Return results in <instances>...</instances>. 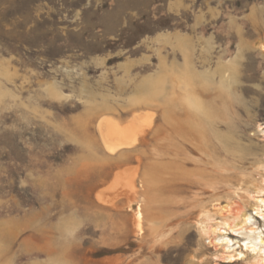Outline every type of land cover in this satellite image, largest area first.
I'll return each mask as SVG.
<instances>
[{"label":"rangeland","instance_id":"1","mask_svg":"<svg viewBox=\"0 0 264 264\" xmlns=\"http://www.w3.org/2000/svg\"><path fill=\"white\" fill-rule=\"evenodd\" d=\"M162 81L211 111L182 168ZM263 177L264 0H0V264H226L202 210L253 214Z\"/></svg>","mask_w":264,"mask_h":264},{"label":"bare ground","instance_id":"2","mask_svg":"<svg viewBox=\"0 0 264 264\" xmlns=\"http://www.w3.org/2000/svg\"><path fill=\"white\" fill-rule=\"evenodd\" d=\"M165 85H166V81H162L160 96L161 95L163 96L162 104L163 107L165 108L164 116L168 117V115L173 111H176V109L180 105H181L180 108H183V110L185 111L184 114L185 119L183 120H181V118L180 120L176 119L174 122H172L171 120L172 122L171 125L173 127L171 126L172 134H170L171 137H169L171 138V141L174 142V147H175V149L172 151L174 157V162H172V164L176 162L175 164L178 165L180 168H182L187 166L189 154H201V155L206 154L205 152L207 151L206 150L207 148L204 147L207 146L206 145L207 141H205V139L207 137L208 120L211 111L209 112L207 108L208 106L205 107V105L201 103L198 100V98L193 95L194 93L190 94L189 92H187L184 99H182L183 103L181 104L171 102L169 100L170 93L166 90ZM183 85L187 86L186 88L189 89L188 87L189 85L187 84V82H184ZM181 96L183 97V95ZM174 114L175 113L173 112V115ZM167 120L169 121L168 118H166V121ZM150 125H151L150 120H148V122L145 121V124H136L135 126L129 129L127 133L128 136L127 140L125 142H119V143L115 142L112 137L120 136L124 134V132L119 131L114 126L110 129V132L107 133L103 132L101 129L102 139L107 151L113 154L121 148L136 147L137 143L140 141V138L145 133V129L150 127ZM99 126L100 127L102 126L101 122L99 123ZM171 141L169 142L170 144ZM167 151L165 152L167 153ZM146 181H149V179ZM122 187L124 188L126 187L130 190H135L136 189L135 181H129L127 184H125V186H123V184L121 185L118 184L117 186H115L114 192L116 193L121 192L120 190ZM254 187H255V191H253L252 193H247L249 197L248 196H247L248 198L246 197L247 199L246 202L249 203L253 208V214L244 213V210L241 207L239 208L238 205L236 204L235 206L231 204L224 207H214V209L223 216L222 217L223 221L215 223V225L217 224L218 226L217 228L213 229V227H207L209 223L215 220L212 218L213 215H211V212L208 211L206 207H204L202 210V218L206 221V223L201 226L203 232L206 233L210 231L214 235L216 234L215 236L216 244L220 245L221 248L223 249L222 256L224 263L226 264H233L236 261L235 255L238 256L237 259L238 261H241L243 259L246 260L250 256V260L248 264H264V230L258 226V224L260 223L258 220L264 222V177L260 181L254 182ZM135 215H136L135 216L136 229L139 233H142L144 228L145 218H144L143 210L140 206H138ZM232 219L233 222L231 223L230 221ZM228 231L231 234H233V236L241 237L243 238V240L236 241L230 238ZM238 249H241V251H238Z\"/></svg>","mask_w":264,"mask_h":264}]
</instances>
